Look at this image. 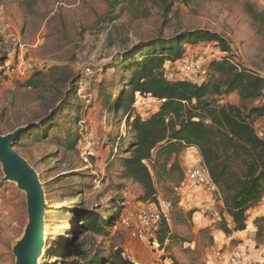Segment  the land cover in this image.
I'll return each mask as SVG.
<instances>
[{
    "label": "rangeland",
    "instance_id": "374dc122",
    "mask_svg": "<svg viewBox=\"0 0 264 264\" xmlns=\"http://www.w3.org/2000/svg\"><path fill=\"white\" fill-rule=\"evenodd\" d=\"M246 5L264 14V0H175L166 20L159 8L148 19L133 20L115 6V0H4L0 4V135L24 129L14 148L43 185L45 237L39 264H97V260L107 264L120 248L140 264H165L166 259L209 264L216 242L210 230L194 234L190 209H183L175 197V188L183 180L182 167L170 170L175 155L169 160L168 155L157 154L152 168L158 197L173 201L174 233L165 238L161 250L149 248V255L138 247L134 255L127 247L133 245L135 250L136 245L130 243L133 238L122 220L148 202H140L139 185L120 178V161L134 135L128 115L112 108L127 87V82L118 83L116 68L120 57H143L142 49L157 38L205 30L230 43V58L239 67L264 76V29L253 24ZM184 47L188 56L205 51L219 54L216 42ZM144 99L133 106V115H152L161 105L152 97ZM217 100L240 103L237 94ZM167 160L170 165L165 171ZM93 213L109 219L107 233L96 235L82 228L80 218ZM220 222L215 229L223 231ZM253 224L256 243L264 246V219L256 218ZM28 225L26 193L7 180L0 163V264H17L15 249ZM73 247L87 259L76 256Z\"/></svg>",
    "mask_w": 264,
    "mask_h": 264
},
{
    "label": "trees",
    "instance_id": "16d2710c",
    "mask_svg": "<svg viewBox=\"0 0 264 264\" xmlns=\"http://www.w3.org/2000/svg\"><path fill=\"white\" fill-rule=\"evenodd\" d=\"M3 1L0 0V4ZM174 4L175 0H115V6H120L121 12L133 20L148 19L157 8L166 20ZM245 8L253 24L264 29V14L257 13L250 5ZM199 42H216L219 51V59L209 67L208 79L200 84L169 80L165 74L166 64L188 56L185 43ZM143 50L141 58L139 54L120 57L116 68L120 76L118 83L127 82V87L120 92L112 108L128 115L129 128L134 135L127 156L120 161V178L140 186L141 202H157L158 190L152 173L157 154H166L169 160L176 156L171 165L169 160L165 161V171L168 165L171 171L181 170L178 155L185 148L194 147L221 191L225 206L221 221L223 231L231 234L246 230L248 212L264 199V139L259 137L255 127L257 120L264 117V103L255 105L264 99V77L239 67L230 58L229 53H233L230 43L219 33L201 30L174 39L160 37L145 45ZM110 83L115 86L114 81ZM231 94L239 96V104L218 103L217 98ZM147 97L161 104L156 112L145 118L133 115L138 99ZM182 173L184 177V171ZM225 214L231 218L232 228ZM80 223L84 230L103 235L107 233L109 219L93 213L80 218ZM164 232L166 236L159 239L162 243L170 233L166 223L159 237ZM73 248L76 256L87 259L86 254ZM105 262L135 264L125 256L123 248L114 251ZM172 262L180 264L174 259ZM94 263L102 264V260Z\"/></svg>",
    "mask_w": 264,
    "mask_h": 264
},
{
    "label": "built area",
    "instance_id": "2783aa9c",
    "mask_svg": "<svg viewBox=\"0 0 264 264\" xmlns=\"http://www.w3.org/2000/svg\"><path fill=\"white\" fill-rule=\"evenodd\" d=\"M219 57V54L212 53V51L210 53L205 51L202 54L187 56L183 60L166 65V77L172 81H191L200 84L208 77L211 63L219 59ZM141 99L145 100L144 98ZM262 101L264 102V99ZM138 114L145 118L151 113L138 112ZM258 135L264 139V128L258 131ZM200 191L211 193L214 196L213 199L206 201L200 212L204 216L211 217L217 223L221 220V213L216 209L218 200L221 198L219 187L213 182L206 165L200 163L192 164L190 162L184 171L183 180L175 188V197L182 203L184 197H196V193ZM172 210L173 201L157 195V202L149 201L135 215L124 217L122 222L132 232V236L137 241L156 252L164 246V243L159 240V236L163 225L171 221ZM217 219L219 220L216 222ZM213 252L214 264L243 263L244 257L240 252H236L229 259H225L220 251L213 250ZM125 256L135 264H140L138 261L133 260L126 251ZM246 259L249 264H253L252 259Z\"/></svg>",
    "mask_w": 264,
    "mask_h": 264
},
{
    "label": "crops",
    "instance_id": "0c3cea01",
    "mask_svg": "<svg viewBox=\"0 0 264 264\" xmlns=\"http://www.w3.org/2000/svg\"><path fill=\"white\" fill-rule=\"evenodd\" d=\"M255 127L258 131L264 128V117L257 120ZM185 149L179 155V162H180V164L183 165V166H181L183 168V171H185L187 165L190 164V162L192 164L193 163H200V164L205 165L198 149H196L194 147L187 148L186 150ZM141 194L143 195L142 191H141ZM220 194H221V191H220ZM142 195H141V197H142ZM213 198H214V196L211 193H206L204 191H200V192L196 193V197H193V198L192 197H184L183 198V200H182L183 209H190L189 212H191L190 214L192 215V221L194 224V228H193L194 234H197V233H199L201 231H205V230L212 231L210 234L212 237H214V240L216 242L215 250L220 251L223 254V256L225 257V259H229L236 252H240L241 255L244 257L242 264H249L247 262L246 258L252 259L253 264H264V246H261V245L258 246V244L256 243L257 228L253 224V221L256 218H264V199L257 207L252 208L248 212V215L250 217L249 221L250 220H252V221H250V222L248 221V226H247L246 230L233 232L231 234H226L224 231L216 230L215 229L216 223L214 222V220L211 217H207V216L202 215V213L200 212V209L203 207V205L206 203V201H208V199H213ZM218 201L219 202L217 204L216 209L219 210V212L221 213L220 218L222 221V211H224V209H225V206H224V203L222 200V194H221V198ZM192 211H195V212H192ZM252 213H254V214L251 216ZM225 217H227V219H229V225H230V228H232L233 224H232L231 218H228L227 214H225ZM218 220L219 219H217L216 222ZM167 224H168L169 229L171 228V232L169 233V237L171 238L172 234L174 233V231L172 230L173 225H172L171 221ZM128 231L131 234L130 230H128ZM131 236H132V234H131ZM132 238H133V240H131V241L129 240V241H130V243H133L136 245V246L134 245L135 250H134L133 245H128L127 247H129V246L132 247L131 252L134 255L137 254V252H135V251H137V247H138L139 251H141V250L146 251L147 253L145 255L150 254V251H151L150 247L146 246L143 243H140L133 236H132ZM167 239H169V238H167ZM138 256L140 258L142 257V255H138ZM166 261H169L170 262L169 264L173 263L172 259H166L165 260V264H168V263H166ZM213 261H214L213 255L210 254L209 264H214Z\"/></svg>",
    "mask_w": 264,
    "mask_h": 264
},
{
    "label": "water",
    "instance_id": "95a60500",
    "mask_svg": "<svg viewBox=\"0 0 264 264\" xmlns=\"http://www.w3.org/2000/svg\"><path fill=\"white\" fill-rule=\"evenodd\" d=\"M24 129L0 135V163L7 180L26 193L29 225L15 249L17 264H39L45 237V193L36 170L15 150L14 142Z\"/></svg>",
    "mask_w": 264,
    "mask_h": 264
}]
</instances>
